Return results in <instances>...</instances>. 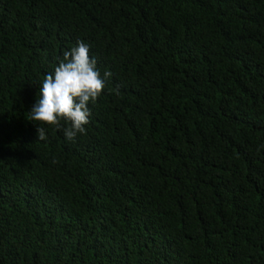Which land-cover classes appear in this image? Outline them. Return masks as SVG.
<instances>
[{"label":"trees","instance_id":"16d2710c","mask_svg":"<svg viewBox=\"0 0 264 264\" xmlns=\"http://www.w3.org/2000/svg\"><path fill=\"white\" fill-rule=\"evenodd\" d=\"M77 41L67 140L29 111ZM0 264H264V0H0Z\"/></svg>","mask_w":264,"mask_h":264},{"label":"clouds","instance_id":"9594fccd","mask_svg":"<svg viewBox=\"0 0 264 264\" xmlns=\"http://www.w3.org/2000/svg\"><path fill=\"white\" fill-rule=\"evenodd\" d=\"M89 45L77 41L64 51L52 73L45 74L40 83L38 98L29 111V120L42 124L62 127L67 140H74L84 134L85 125L91 115L89 103L101 95L105 80L111 77L105 71L103 78L96 67V59L89 54ZM37 137L46 139L45 129L37 127Z\"/></svg>","mask_w":264,"mask_h":264}]
</instances>
